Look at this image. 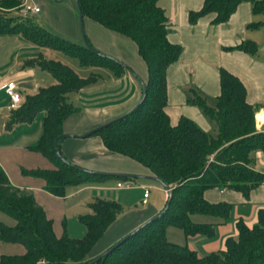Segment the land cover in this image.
Returning <instances> with one entry per match:
<instances>
[{"label": "trees", "instance_id": "1", "mask_svg": "<svg viewBox=\"0 0 264 264\" xmlns=\"http://www.w3.org/2000/svg\"><path fill=\"white\" fill-rule=\"evenodd\" d=\"M242 1L250 3L252 13L264 15V0H202L199 10L188 13V22L194 23L207 13H214L212 24L224 22ZM21 2L0 0V34H20L37 46L75 57L82 66L107 68L115 75L127 70L112 57L51 33L35 23L31 15L21 16L18 14ZM74 2L82 17L131 39L147 72L144 93L142 87L137 104L91 134L98 135L107 150L147 168L151 176L168 188L162 210L93 264H264V209L257 210L256 221L250 227L237 221L236 235L224 240L223 249L204 256L165 237L168 226L181 229L185 235L206 232L207 226L191 222L192 214L225 218L227 205L205 201L203 190L231 189L247 196L250 189L264 181V175L252 167L251 157L254 151L264 154V130L255 128V107L246 102L242 82L218 68L219 94L212 106L195 88H187V103L199 108L215 128L214 135L186 117L171 125L164 112L165 70L178 58L182 47L168 41L169 22L157 0ZM229 49L252 53L254 46L244 41ZM27 63L47 71L55 80L54 84L39 87L34 94L25 96L11 113L10 123L24 122L37 111L44 112L42 132L32 148L54 167L29 173L40 177L44 188L57 196L63 195L67 185L114 175L91 172L66 162L58 150V141L55 142L62 134L63 120L77 109L67 100V95L93 83L97 74L79 77L65 64L40 55ZM88 207L90 213L79 216L85 227L83 237L70 238L65 233L55 236L51 221L32 195L11 185L0 168V212L15 221L13 226L0 222V241L18 243L24 249L18 255H0V264L87 263L93 258L87 256L90 249L121 212L117 202L100 198H94Z\"/></svg>", "mask_w": 264, "mask_h": 264}, {"label": "crops", "instance_id": "2", "mask_svg": "<svg viewBox=\"0 0 264 264\" xmlns=\"http://www.w3.org/2000/svg\"><path fill=\"white\" fill-rule=\"evenodd\" d=\"M27 1L39 8L38 12L31 14L35 23L64 39L83 43L74 0ZM157 5L169 22L168 41L182 47L178 58L165 70L164 112L169 123L174 125L180 117H186L201 130L215 134V128L199 108L187 103L186 90L189 86L195 88L209 105H214L219 94L218 68H223L244 85L245 100L255 107V128L264 130V15L252 13L250 3L242 1L224 22L212 24L214 13H207L189 23L188 13L199 10L202 0H157ZM82 29L83 37L93 49L118 60L127 70L115 75L107 68L82 66L75 57L60 50L37 46L20 34H0V168L11 185L32 195L34 202L51 221L55 236L65 233L70 238L83 237L85 227L79 216L90 213L88 204L94 198L117 202L121 212L87 255L95 257L159 213L168 193L155 181L123 178L121 174H151L133 159L107 150L100 137L91 134L98 126L128 112L137 104L147 72L136 45L127 36L85 16L82 17ZM244 41L253 44L252 53L229 49ZM39 55L65 64L82 77L97 74L93 83L67 95V100L77 109L61 124V133L65 137L58 140V150L62 158L72 165L115 176L67 185L63 195L57 196L44 188L40 177L29 173L54 167L49 159L32 148L41 135L44 112L37 111L24 122L10 123L12 110L8 109L9 98L4 86L9 81L13 82L22 102L25 96L34 94L39 87L54 84L50 73L27 63ZM72 58L76 59L79 67H86L87 75L78 73L76 64L70 60ZM251 157L252 167L264 175V154L254 151ZM117 182L122 186L117 187ZM126 182L128 185H124ZM145 189L148 193L146 202L142 204L140 201ZM202 197L209 203L226 204L225 218L192 214L191 222L207 227L206 232L191 235H185L173 226L165 229L167 241L183 244L198 256L223 249L224 240L236 235L237 221L248 227L256 221L257 210L264 209V181L250 189L247 196L237 190L213 187L203 190ZM0 222L12 226L7 221ZM20 250L17 248L15 253L5 255L23 253L24 249Z\"/></svg>", "mask_w": 264, "mask_h": 264}, {"label": "built area", "instance_id": "3", "mask_svg": "<svg viewBox=\"0 0 264 264\" xmlns=\"http://www.w3.org/2000/svg\"><path fill=\"white\" fill-rule=\"evenodd\" d=\"M38 10L39 8L37 6L29 3L27 0H22L20 5L18 6V14H20L21 16H27V15L34 14L38 12ZM4 91L9 98L8 109L13 110V109L18 108L21 103V97H20V94L16 91L15 85L13 84V82L11 81L7 82L4 86ZM124 185H128V182H126ZM116 186L120 187L122 186V184L120 182H117ZM147 193H148V190L145 189L143 191L142 198L140 201L142 204L146 202Z\"/></svg>", "mask_w": 264, "mask_h": 264}, {"label": "water", "instance_id": "4", "mask_svg": "<svg viewBox=\"0 0 264 264\" xmlns=\"http://www.w3.org/2000/svg\"><path fill=\"white\" fill-rule=\"evenodd\" d=\"M77 14H78V20H79V26L81 29V34H82V41L83 44L90 48L91 50L95 51V49H93L85 40V38L83 37V29H82V15L81 12L79 11L78 7H77ZM143 87V84H142ZM143 93H144V87H143ZM95 130V129H94ZM93 131V130H92ZM65 137V135L61 134L58 135L55 138V142H57L60 138ZM123 177H133V178H138V179H149L152 181L157 182L158 184H160L162 187H164L166 190H168L167 186L165 184H163L159 179H157L154 176H138V175H128V174H121ZM167 205V204H166ZM166 208V206H165ZM139 227V226H138ZM137 227V228H138ZM137 228H135L134 230H132L131 232H129L127 235H125L123 238H121L118 242H116L113 246H111L110 248L104 250L102 253L98 254L97 256H95L94 258H92L91 260H89L87 263L85 264H93L95 262H97L102 256L106 255L107 253H109L114 247H116L117 245H119L122 241H124L131 233H133Z\"/></svg>", "mask_w": 264, "mask_h": 264}, {"label": "rangeland", "instance_id": "5", "mask_svg": "<svg viewBox=\"0 0 264 264\" xmlns=\"http://www.w3.org/2000/svg\"><path fill=\"white\" fill-rule=\"evenodd\" d=\"M82 36V35H81ZM72 60L74 63L76 62V59L72 58L70 59ZM76 64V63H75ZM86 67H79L77 64L75 65V69L78 71V73L80 75H87L88 71L87 69H85ZM73 70V69H72ZM83 71V72H82ZM75 72V71H74ZM76 73V72H75ZM77 74V73H76ZM78 75V74H77ZM79 76V75H78ZM79 77H82V76H79ZM149 184H152V185H155V186H158L156 183L152 182V181H147ZM155 193V192H154ZM159 197V199H161V196L157 195ZM162 204H164V199H163V202ZM0 221H7L9 223H12V224H9V225H14L15 224V221L5 215L4 213L0 212ZM4 224V223H3ZM6 225V224H5ZM8 226V225H6ZM21 249L20 251L23 250L22 246L18 243H7V242H2L0 241V254H12V253H15V249ZM94 258V257H93Z\"/></svg>", "mask_w": 264, "mask_h": 264}]
</instances>
